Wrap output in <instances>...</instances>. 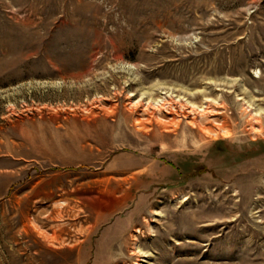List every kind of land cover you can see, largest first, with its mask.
Segmentation results:
<instances>
[{
	"label": "rangeland",
	"instance_id": "1",
	"mask_svg": "<svg viewBox=\"0 0 264 264\" xmlns=\"http://www.w3.org/2000/svg\"><path fill=\"white\" fill-rule=\"evenodd\" d=\"M136 245L264 264V0H0V264Z\"/></svg>",
	"mask_w": 264,
	"mask_h": 264
},
{
	"label": "bare ground",
	"instance_id": "2",
	"mask_svg": "<svg viewBox=\"0 0 264 264\" xmlns=\"http://www.w3.org/2000/svg\"><path fill=\"white\" fill-rule=\"evenodd\" d=\"M150 105V104H149ZM152 105V104H151ZM150 105V106H151ZM148 106V105H147ZM138 245H136V248H134L131 252V256L133 258H136L138 259L137 260V264H140L141 261H146L148 259H155L154 256L150 253H146V252H143L142 250H140L138 247ZM136 261V260H135Z\"/></svg>",
	"mask_w": 264,
	"mask_h": 264
}]
</instances>
